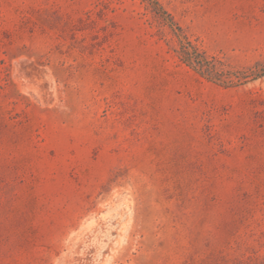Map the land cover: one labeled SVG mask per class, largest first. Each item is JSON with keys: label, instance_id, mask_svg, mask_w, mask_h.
<instances>
[{"label": "rangeland", "instance_id": "374dc122", "mask_svg": "<svg viewBox=\"0 0 264 264\" xmlns=\"http://www.w3.org/2000/svg\"><path fill=\"white\" fill-rule=\"evenodd\" d=\"M264 0H0V264H264Z\"/></svg>", "mask_w": 264, "mask_h": 264}, {"label": "trees", "instance_id": "16d2710c", "mask_svg": "<svg viewBox=\"0 0 264 264\" xmlns=\"http://www.w3.org/2000/svg\"><path fill=\"white\" fill-rule=\"evenodd\" d=\"M264 75V70H260L259 72L256 73V76H261Z\"/></svg>", "mask_w": 264, "mask_h": 264}]
</instances>
